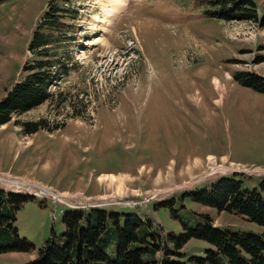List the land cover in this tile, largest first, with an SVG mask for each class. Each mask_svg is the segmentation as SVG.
Listing matches in <instances>:
<instances>
[{
  "label": "rangeland",
  "instance_id": "1",
  "mask_svg": "<svg viewBox=\"0 0 264 264\" xmlns=\"http://www.w3.org/2000/svg\"><path fill=\"white\" fill-rule=\"evenodd\" d=\"M255 1L261 16L264 0ZM49 3L78 11L77 19L64 20L76 39L60 52L73 60L51 88L52 100L0 126V186L35 197L16 211L14 222L35 249L2 253L0 264L34 260L64 232L69 204L106 203L110 196L124 204L106 208L137 212L160 232L151 264L168 257L167 233L196 227L205 215L223 228L264 231L244 215L182 196L224 176L214 175V163L258 171L230 174L246 188L264 180V93L234 78L239 72L264 77V26L218 18L210 0H126L112 22L108 0H8L0 4V100L21 75L30 36ZM41 120L44 128L24 132L23 123ZM198 157L202 163L191 166ZM33 188L50 195L26 191ZM154 192H171L160 201L176 199L173 207L146 201ZM132 199L140 203L135 208L125 205ZM16 239L8 234L0 246ZM210 247L192 239L180 251L188 260ZM116 249L115 243L107 247L112 258Z\"/></svg>",
  "mask_w": 264,
  "mask_h": 264
},
{
  "label": "trees",
  "instance_id": "2",
  "mask_svg": "<svg viewBox=\"0 0 264 264\" xmlns=\"http://www.w3.org/2000/svg\"><path fill=\"white\" fill-rule=\"evenodd\" d=\"M8 0H0V4ZM218 18L227 20L258 21L264 26V13H258L255 0H210ZM78 11L65 3H49L40 16L30 36L27 57L22 73L8 88L0 100V126L11 122L14 116L28 112L52 100L53 85L65 78L72 62V56L61 55L68 49L64 42L75 40L71 25L64 20L77 19ZM67 28L66 30H64ZM62 31V32H61ZM66 53V52H65ZM64 56V57H63ZM259 62V61H258ZM236 81L245 87L264 93V77L254 72H239ZM43 125V126H42ZM45 121L25 122L23 129L33 133L44 128ZM196 189V188H195ZM193 189L182 196H189L195 203L209 206L217 211L238 213L264 228V180L252 189L244 186L243 180L234 176H223L211 185ZM25 193L6 191L0 187V238L15 234L14 244L0 246V254L13 251H32L35 246L20 238L14 227L15 213L29 199ZM176 199H169L155 205L173 207ZM64 212V232L59 238H51L40 248L37 257L25 264H151L161 247V234L154 231L151 221L137 212H119L109 208H70ZM205 221L196 227L184 225L178 234L167 233L164 242L172 245L168 257L162 264H264V231L223 228L214 224L212 217L205 215ZM192 239L208 242L204 256L191 255L184 259L180 251ZM117 246L116 257L112 258L107 247ZM166 254V255H167Z\"/></svg>",
  "mask_w": 264,
  "mask_h": 264
},
{
  "label": "built area",
  "instance_id": "3",
  "mask_svg": "<svg viewBox=\"0 0 264 264\" xmlns=\"http://www.w3.org/2000/svg\"><path fill=\"white\" fill-rule=\"evenodd\" d=\"M226 167V168H225ZM226 170H225V169ZM222 169V171H221ZM213 171H215L216 173H214V175H230V174H234L240 171H245L249 174L254 173V172H258L256 170H254L253 168H242L239 166H235L234 164L230 165V166H223V165H218L216 163H214L213 165ZM225 171V172H224ZM201 178H199L198 180L200 181ZM1 182V181H0ZM167 193H171V192H166V193H158V192H154L150 195H147V197L145 198L146 201L150 202V201H160L163 198L166 197ZM101 199H92L90 203L88 204H83L82 202H76L75 204H69L70 206L74 207V208H84L87 209L89 207H102L105 206L107 204H115V205H123L124 203L121 200V198L115 197V196H110L108 198V200L110 202H106V203H101L99 202ZM140 203L138 201H136L135 199L130 200V202H126L125 205L129 206V207H137Z\"/></svg>",
  "mask_w": 264,
  "mask_h": 264
},
{
  "label": "bare ground",
  "instance_id": "4",
  "mask_svg": "<svg viewBox=\"0 0 264 264\" xmlns=\"http://www.w3.org/2000/svg\"><path fill=\"white\" fill-rule=\"evenodd\" d=\"M108 2H109L108 3L109 6L111 8L110 9H107L105 14H106V19L109 22H112L113 19L115 17H117L118 14L120 13V11L124 8V5H126V0H108ZM0 183H2V182H0ZM2 184L4 185V183H2ZM25 184H27V185L26 186H23V187L24 188H29V187H27V186H29L28 183H25ZM22 185H23V183H22ZM8 186L9 187H13L14 185L9 183ZM13 188L16 189V190H18V191H22L23 190V188H17V187H13ZM44 189L41 190L39 188H33V189L26 190V191L29 192V193H31V194H35L37 196H43L42 194L50 195V194H47V192L43 191ZM38 194H41V195H38Z\"/></svg>",
  "mask_w": 264,
  "mask_h": 264
},
{
  "label": "crops",
  "instance_id": "5",
  "mask_svg": "<svg viewBox=\"0 0 264 264\" xmlns=\"http://www.w3.org/2000/svg\"><path fill=\"white\" fill-rule=\"evenodd\" d=\"M223 158L224 159H227L226 158V156H223ZM202 161H203V158L202 157H198L197 159H196V161H194L193 163H191V166L193 165V167H198L201 163H202ZM7 166L9 167V169L11 168V170H13V168H12V166H11V164L10 163H7ZM172 167H175V165L174 166H172ZM0 170H2L1 168H0ZM2 171H4V170H2ZM191 174V173H190ZM206 186V184H202L201 185V188H203V187H205ZM199 188V187H198ZM207 207H209V206H207ZM209 208H211V207H209ZM212 210H214L213 208H211ZM261 232H263V231H261Z\"/></svg>",
  "mask_w": 264,
  "mask_h": 264
}]
</instances>
